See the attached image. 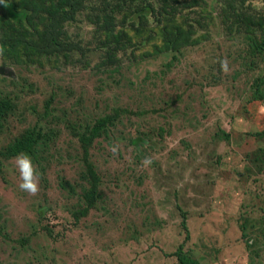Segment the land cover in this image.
I'll return each instance as SVG.
<instances>
[{
	"label": "rangeland",
	"instance_id": "374dc122",
	"mask_svg": "<svg viewBox=\"0 0 264 264\" xmlns=\"http://www.w3.org/2000/svg\"><path fill=\"white\" fill-rule=\"evenodd\" d=\"M83 1L63 52L0 54V102L12 103L0 151L44 134L36 196L0 157V264H180V249L200 264H264V46L248 23L264 0H188L161 25L150 14L112 59L104 1ZM162 28L186 32L179 49L155 51ZM45 29L21 36L43 44Z\"/></svg>",
	"mask_w": 264,
	"mask_h": 264
},
{
	"label": "trees",
	"instance_id": "16d2710c",
	"mask_svg": "<svg viewBox=\"0 0 264 264\" xmlns=\"http://www.w3.org/2000/svg\"><path fill=\"white\" fill-rule=\"evenodd\" d=\"M101 13L102 19L105 22L106 33L114 34L116 37V45L110 47L108 58H115V54L123 50L119 47L122 41H129L131 36H140L147 26V16L150 14V18L157 22V25H161L162 21L166 19L165 13L170 16V19L177 18L183 14L188 7V0H156V6L159 10L155 11L154 4H151L150 0H103ZM203 0H197V3ZM235 1V0H234ZM249 12H253L252 18L248 19L250 25L249 35L252 33L255 38L263 40L264 46V13L256 11L252 8H248ZM86 10V6L83 0H0V20H3V25H0V36L3 47V56L8 58L10 56L18 55L26 51V55H29L32 51L39 54H50L56 50L58 53L63 52L64 44L60 38L62 32L65 31L68 21L73 22L75 16L82 11ZM125 13L126 17L123 19L120 30L115 32V20L116 14ZM140 14V21H137L136 16ZM157 15V18H156ZM75 18V19H74ZM70 22V23H71ZM126 22V23H125ZM129 22V23H127ZM1 23V22H0ZM45 24L46 29L44 32V43L36 44L24 40L21 36L24 31L27 33H37L40 25ZM229 25H227L228 27ZM160 27V26H159ZM7 28V29H6ZM163 34V43L160 47L154 46L155 51L165 48L168 50H175L182 46L184 32H180L177 36H172V33L161 29ZM160 35V36H161ZM156 35L150 32L147 43L150 39H155ZM165 45V46H164ZM180 46V47H179ZM24 50H22L21 48ZM260 47L258 41H255L254 48ZM114 60H110L109 68L113 72H120L121 65H116ZM260 98V97H257ZM12 110V103L10 101L0 102V121L4 117H7ZM116 119L112 121L111 117H105L98 121L97 125L91 133L92 138L99 136L98 129H102L104 126L114 123ZM42 136L44 134L41 131L34 129V131L27 133L22 139L17 140L13 147L9 150L0 151V157L5 156L15 157L19 153H26L30 157H34L36 154V148L42 143ZM226 139L230 137H225ZM224 138V139H225ZM96 175L92 172V176ZM97 184H94L92 189L87 192V199L89 203L96 202L97 191H94ZM246 229V225L244 226ZM177 259L180 264H200L198 261L188 257L182 249L178 251Z\"/></svg>",
	"mask_w": 264,
	"mask_h": 264
},
{
	"label": "clouds",
	"instance_id": "9594fccd",
	"mask_svg": "<svg viewBox=\"0 0 264 264\" xmlns=\"http://www.w3.org/2000/svg\"><path fill=\"white\" fill-rule=\"evenodd\" d=\"M3 53V49L0 48V54ZM221 69L227 72L226 62H221ZM14 167L18 173L20 190L28 193L31 196H36L40 191V178L36 166L33 164L32 159L26 153H19L14 158ZM151 163L150 160H145V164Z\"/></svg>",
	"mask_w": 264,
	"mask_h": 264
}]
</instances>
